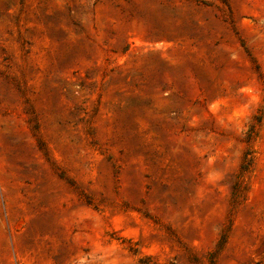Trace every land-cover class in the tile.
Segmentation results:
<instances>
[{
  "label": "rangeland",
  "instance_id": "rangeland-1",
  "mask_svg": "<svg viewBox=\"0 0 264 264\" xmlns=\"http://www.w3.org/2000/svg\"><path fill=\"white\" fill-rule=\"evenodd\" d=\"M227 226L215 264H264V0H0V264H205Z\"/></svg>",
  "mask_w": 264,
  "mask_h": 264
},
{
  "label": "trees",
  "instance_id": "trees-1",
  "mask_svg": "<svg viewBox=\"0 0 264 264\" xmlns=\"http://www.w3.org/2000/svg\"><path fill=\"white\" fill-rule=\"evenodd\" d=\"M248 164L249 162H245V163H242L241 166H240V170L241 172L245 171L248 167ZM228 230H229V226H227L222 232L221 234L219 235L216 243H215V246L212 250H210L209 252H207L206 256H205V264H215L216 263V259L218 257V255L221 253L226 241H227V234H228ZM129 250H131L132 252L135 251L134 248H130L129 247ZM189 261L192 263V264H197L198 262V258L197 256L195 255H192L190 256L189 258ZM142 261V260H141ZM167 264H176L174 262H169Z\"/></svg>",
  "mask_w": 264,
  "mask_h": 264
}]
</instances>
